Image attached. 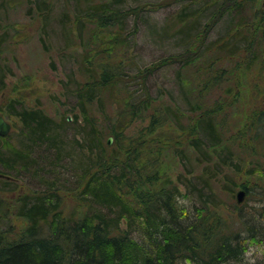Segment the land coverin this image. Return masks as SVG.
<instances>
[{
	"label": "trees",
	"instance_id": "trees-1",
	"mask_svg": "<svg viewBox=\"0 0 264 264\" xmlns=\"http://www.w3.org/2000/svg\"><path fill=\"white\" fill-rule=\"evenodd\" d=\"M242 3L223 0L222 7L231 9ZM128 12L110 4H96L85 16V21L94 24L93 35L101 48H93L94 54L87 58L94 65V75L77 88L80 120L76 114L73 124L67 117L58 123L41 108L18 100L9 104L8 113L17 118L15 134L19 139L9 143L12 133L2 137L0 172L28 180L23 185L13 182L17 187L10 188L12 182L0 178V264H226L240 259L243 250L237 241L232 244L231 232L218 214L199 207L200 212L189 218L179 203V185L186 186V193L195 188L185 182L191 179L184 173L174 179L166 172L162 153L166 147L173 148L185 173L193 172L192 161L201 157L208 165H202L195 178H202V188H211L220 170L210 163L232 164L225 151L220 161H214L212 149L224 146L231 150L239 134H247L245 146L250 140L264 145V106L246 115L243 127L224 139L223 122L216 118L223 105L205 108L197 100L191 110L198 113L185 125L178 115V126L165 123L161 113L153 109L146 124L127 132L137 118L150 111L155 100L145 79L178 58L169 55L139 70L136 76L143 79L142 94L122 87L126 73L122 57L117 55L123 43L118 23ZM259 27L252 21L245 30L248 40L240 50V59L235 60V69L243 64L246 70L250 68L259 55L258 46L264 53V29L259 33ZM256 36L260 39L257 44ZM5 42L0 35V52ZM221 70L207 71L208 75L195 83L200 94L224 85V68ZM7 72L0 61V91ZM233 82L238 86V81ZM107 91L116 106L106 116L104 129L91 112V104L99 100L97 92L103 95ZM70 126L73 131L69 136L66 132ZM251 149L257 152L253 144ZM255 164L264 167V146ZM33 179H37L36 185ZM66 197L75 203L67 212ZM12 216L20 218L18 225Z\"/></svg>",
	"mask_w": 264,
	"mask_h": 264
},
{
	"label": "rangeland",
	"instance_id": "rangeland-1",
	"mask_svg": "<svg viewBox=\"0 0 264 264\" xmlns=\"http://www.w3.org/2000/svg\"><path fill=\"white\" fill-rule=\"evenodd\" d=\"M239 1H243L242 5L224 9L223 0H0L3 5L0 7V35L6 39L0 61L9 71L0 91V113L11 123L9 143H17L18 138L15 134L17 118L8 113L11 101L41 108L58 123L69 116L68 122L73 124L76 114L78 120L81 119L77 88L94 75V65L87 58L94 54L93 48H101L93 35L94 24L85 21L86 14L96 4L129 9L118 23L122 27L123 43L117 55L122 57V68L126 73L121 85L125 89L142 94L143 79L136 76L138 71L166 56L178 57L155 69L145 79L150 96L155 100L150 111L137 118L127 132L146 124L153 109L161 113L165 123L178 126V115L185 125L189 117L198 113L191 110L197 105L195 100L205 108L223 105L216 114L224 125L223 139L241 129L245 116L264 106L261 45L250 68L246 70L244 64L239 69L234 68L235 60L240 59V50L248 40L245 30L249 24L258 22L259 33L264 29V0ZM259 42L256 36V44ZM221 67L224 68V85L200 94L195 83L208 75L207 71L222 72ZM234 80L238 81L237 87ZM97 95L99 100L95 99L91 104V112L99 117L101 127L106 129V116L116 106V101L114 98L110 101L108 91L103 95L97 92ZM71 131L73 127L70 126L66 133L70 136ZM246 138L247 134H239L231 150L224 146L212 149L214 161H220L225 151L232 164L210 163L220 170L212 180L211 188H202V178H195L202 165H208L201 157L192 161L193 172L185 173L173 148L166 147L162 153L161 162L166 172L174 179L178 173H184L191 181L185 180L184 176L181 179L195 188L186 193V186L179 185L182 191L179 203L187 209L189 218L199 207L202 211H214L225 220L232 244L237 241L238 247L242 248L240 259L226 264L264 263V167L255 164L264 145L250 140L249 146H245ZM252 144L258 153L251 149ZM249 171L253 173L246 175ZM0 178L12 182L10 188L17 187L14 183L23 185L28 180L1 172ZM32 181L36 185L37 179ZM40 187H44L43 184ZM239 189L245 194L237 203L236 191ZM64 203L65 212L75 205L69 197ZM12 219L19 224L20 218L12 216ZM124 225L122 220L121 226ZM134 237L142 240L137 233ZM179 264L196 263L183 261Z\"/></svg>",
	"mask_w": 264,
	"mask_h": 264
},
{
	"label": "water",
	"instance_id": "water-1",
	"mask_svg": "<svg viewBox=\"0 0 264 264\" xmlns=\"http://www.w3.org/2000/svg\"><path fill=\"white\" fill-rule=\"evenodd\" d=\"M67 120H70L69 116H67ZM10 129H11L10 122L7 121L2 114H0V144H1V137L8 134ZM111 141H112V137L109 136L107 138V142L111 143ZM244 194H245V191L243 189H239L236 191V202L237 203H240L243 200Z\"/></svg>",
	"mask_w": 264,
	"mask_h": 264
}]
</instances>
